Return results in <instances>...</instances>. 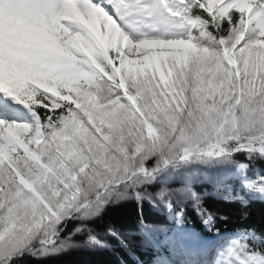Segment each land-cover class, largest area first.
Here are the masks:
<instances>
[{
  "label": "snow or ice",
  "instance_id": "1",
  "mask_svg": "<svg viewBox=\"0 0 264 264\" xmlns=\"http://www.w3.org/2000/svg\"><path fill=\"white\" fill-rule=\"evenodd\" d=\"M230 141L264 154V0H0V254Z\"/></svg>",
  "mask_w": 264,
  "mask_h": 264
},
{
  "label": "rangeland",
  "instance_id": "2",
  "mask_svg": "<svg viewBox=\"0 0 264 264\" xmlns=\"http://www.w3.org/2000/svg\"><path fill=\"white\" fill-rule=\"evenodd\" d=\"M235 143L236 142L234 141H230L227 150L219 155L193 153L190 157L183 159L187 161L176 159L169 162L173 165L169 170H166V167H164L159 168L151 175L137 173L135 176L118 185H110L102 192L101 197L97 201L95 200L96 202L94 201L82 208L71 210L67 215L62 216L47 233L38 231L25 245L14 253L0 254V261H3V264H7L8 261L18 259L21 255L23 256L27 253L39 256L46 255V253H51L53 251L57 252L60 248L71 244H81L84 246L86 244L101 245L102 243H100L95 236L87 237L85 233L79 235L78 227L73 231L72 235L68 236L73 237L72 240H61L56 244H53V240L57 234L60 235V233L66 229L69 219L74 217L79 222H83L85 221L84 219L97 214L102 209L103 205L109 202L111 204L114 199H117L118 197H130L135 200H146L151 204L150 208L153 210L158 207L161 208L163 215L165 216V222L160 221V223L157 224V227L152 225L150 227L146 226V236L143 240L142 238H136V236L134 237L129 234H125L123 237L129 240L128 237L130 236V239L139 244L151 241V244H153L154 247L164 246L165 249L167 248L169 254H166L165 264H182L179 262V253L176 247L190 239L195 240V238L192 228L182 221L181 213L184 207L181 202L186 201L189 208L195 211V215L202 219L203 227L209 228L212 224L211 218L196 204L198 203L197 195L194 194L191 189L187 190L188 187L185 185V182L189 181L188 179L193 173L196 175L195 179L197 184H203V187L199 185L203 188L201 191H205V184L208 185V183H210L212 184L211 188L214 189L227 186V188L225 187V194H223L226 198H240L241 194L250 200L259 199L264 201V177L261 174V168L258 166H250L248 161L245 160L235 161L232 156L234 151L231 150L237 147V145L234 146ZM252 153L258 154V157L264 161V154L258 151L249 152L246 150V154L249 155V157ZM157 160L158 157L150 158L146 162L147 167L149 169L154 167ZM133 179L134 182L136 180L138 184L141 183L140 181H143L147 186H153L155 181H158L160 186L157 190H149L145 185L142 188L140 187V189L136 188V190H131V192L134 190L136 194H129L127 192V187L130 185V187L133 188ZM128 182L131 183L129 184ZM232 192L234 193L233 196H229ZM156 212L158 213L157 210ZM166 220L169 221L166 222ZM79 226L83 227V224L80 223ZM109 235L111 236L110 233ZM219 237L220 236L217 235L215 239L207 240L213 242L218 240ZM229 240L230 243L222 250L224 258L227 257V249L235 246V244L239 242V239H236L235 236L229 237ZM224 258H222V260Z\"/></svg>",
  "mask_w": 264,
  "mask_h": 264
},
{
  "label": "trees",
  "instance_id": "3",
  "mask_svg": "<svg viewBox=\"0 0 264 264\" xmlns=\"http://www.w3.org/2000/svg\"><path fill=\"white\" fill-rule=\"evenodd\" d=\"M237 144L235 143L234 146ZM235 161H248L252 165H257L263 169L264 161L258 157V154H246V150L237 149L232 153ZM190 157V156H189ZM187 161V160H183ZM148 164V163H147ZM147 166V165H146ZM173 165L168 163L161 167H166L169 170ZM137 183L132 180L133 188L130 185L127 187V192L136 193L132 189L144 187L146 184L143 181ZM129 184L131 182H128ZM203 184H192V190L197 195L196 203L203 211H206L214 220L212 231H241L250 232L261 238L260 241L250 239L243 242L264 250V203L257 200H250L246 197L241 199H223L221 196L209 194L207 185L205 191H201ZM149 190H157L158 184L155 182L153 186H147ZM182 204V202H181ZM151 204L146 200H135L120 198L114 199L110 204L103 205L98 215L84 219L79 222L76 218L68 220L66 229L61 233L62 238H55L53 241L59 243L61 240L69 239L73 231L78 227V230H83L87 235L102 233L103 239L107 245L106 248H99L90 245H75L71 244L60 252L53 251L47 256H37L31 254L21 255L18 259L8 261L7 264H148L150 256L145 253V245L137 243L134 240H128L126 243L123 234H133L134 237L138 233H142V224H159L163 222L159 214L150 208ZM185 220L195 228L197 236H206L210 232H206L202 228V220L196 215L195 211L189 208L187 202L183 201ZM82 223V226L79 224ZM110 230L116 235H119L120 240L104 234ZM53 244H56L53 242Z\"/></svg>",
  "mask_w": 264,
  "mask_h": 264
},
{
  "label": "bare ground",
  "instance_id": "4",
  "mask_svg": "<svg viewBox=\"0 0 264 264\" xmlns=\"http://www.w3.org/2000/svg\"><path fill=\"white\" fill-rule=\"evenodd\" d=\"M209 185H212V184H209ZM225 187L227 188V186ZM225 187L223 188L217 187V189L209 188V192L211 194H218L222 198H226L223 195L225 194L224 192L226 190ZM231 195L232 194H229V196ZM152 226L157 227V223L153 224ZM144 237L145 235H143L142 238ZM229 243H230L229 236L220 239L214 245H211V243L206 242V240L202 242H197L193 239H190L176 247L179 253V258H178L179 262L182 264H220L219 263L221 261L220 259H222V257L224 258V256H222V250L225 247H227ZM158 263L161 264L160 262H156L155 264H158ZM222 264H229V262L227 263L226 261Z\"/></svg>",
  "mask_w": 264,
  "mask_h": 264
}]
</instances>
